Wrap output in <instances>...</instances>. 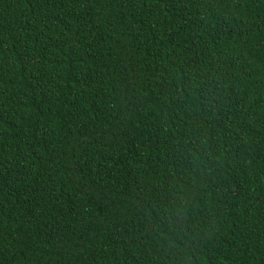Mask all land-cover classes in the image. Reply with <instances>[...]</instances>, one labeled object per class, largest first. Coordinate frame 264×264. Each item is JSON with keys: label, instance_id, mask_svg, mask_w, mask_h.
Returning a JSON list of instances; mask_svg holds the SVG:
<instances>
[{"label": "trees", "instance_id": "16d2710c", "mask_svg": "<svg viewBox=\"0 0 264 264\" xmlns=\"http://www.w3.org/2000/svg\"><path fill=\"white\" fill-rule=\"evenodd\" d=\"M0 264H264V0H0Z\"/></svg>", "mask_w": 264, "mask_h": 264}]
</instances>
